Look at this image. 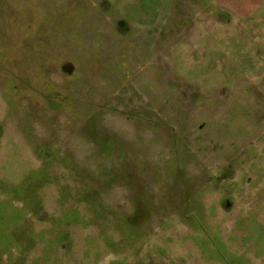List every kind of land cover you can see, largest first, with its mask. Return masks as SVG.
I'll return each instance as SVG.
<instances>
[{
  "label": "rangeland",
  "instance_id": "1",
  "mask_svg": "<svg viewBox=\"0 0 264 264\" xmlns=\"http://www.w3.org/2000/svg\"><path fill=\"white\" fill-rule=\"evenodd\" d=\"M0 128V264H264V0H0Z\"/></svg>",
  "mask_w": 264,
  "mask_h": 264
},
{
  "label": "flooded vegetation",
  "instance_id": "2",
  "mask_svg": "<svg viewBox=\"0 0 264 264\" xmlns=\"http://www.w3.org/2000/svg\"><path fill=\"white\" fill-rule=\"evenodd\" d=\"M68 64L69 63L67 61H63L62 64H61V66H60V71H62L63 73H65V75H68L71 72V66H69L70 64L69 65ZM10 107L11 106L9 104H7V103L5 104L6 111L9 112L10 111L9 110ZM2 136H3V129L0 128V138H2Z\"/></svg>",
  "mask_w": 264,
  "mask_h": 264
},
{
  "label": "water",
  "instance_id": "3",
  "mask_svg": "<svg viewBox=\"0 0 264 264\" xmlns=\"http://www.w3.org/2000/svg\"><path fill=\"white\" fill-rule=\"evenodd\" d=\"M69 65V64H68ZM69 66H71V65H69Z\"/></svg>",
  "mask_w": 264,
  "mask_h": 264
}]
</instances>
